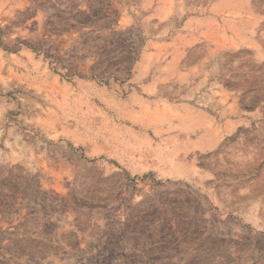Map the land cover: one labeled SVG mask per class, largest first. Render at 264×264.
Instances as JSON below:
<instances>
[{"label": "rangeland", "instance_id": "374dc122", "mask_svg": "<svg viewBox=\"0 0 264 264\" xmlns=\"http://www.w3.org/2000/svg\"><path fill=\"white\" fill-rule=\"evenodd\" d=\"M0 264H264V0H0Z\"/></svg>", "mask_w": 264, "mask_h": 264}]
</instances>
